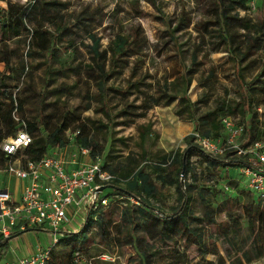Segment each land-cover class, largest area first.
<instances>
[{
  "label": "trees",
  "instance_id": "trees-1",
  "mask_svg": "<svg viewBox=\"0 0 264 264\" xmlns=\"http://www.w3.org/2000/svg\"><path fill=\"white\" fill-rule=\"evenodd\" d=\"M72 1L26 0L24 4L0 0L5 2L6 6L0 8V63L4 66V70L0 72V144L17 132L18 124L13 119L16 113L31 137L30 145L22 152L24 160L38 161L51 149L65 147V125L48 128L42 114L31 120L20 117L22 103L13 91L17 89L22 76L29 77L31 71L39 67H44L48 82L54 77L66 75L67 72L79 74L81 71H86L88 78L93 81L94 91L91 94H83V99L92 105L93 116L87 118L89 126H79L72 145L88 149L92 159L101 158L93 130L102 133L109 126L128 127L135 124L137 119L144 118L152 108L169 107L175 102L177 105L174 115L191 123L193 132L206 138L225 140L220 122L223 116H238L239 121L242 120L241 123L246 122L245 140L248 142L244 145L264 137L259 128L264 121L257 119L253 109L254 105L264 106V15L259 19L251 18L250 0H198L201 4L196 6L201 8L202 14L196 25H193L191 12L184 6L179 9L175 23L164 19L162 8L158 5L162 0H127L131 14L129 20H116L118 13L122 12L118 4H115L109 13L105 12V6L100 4L95 7L92 4H80L77 10L69 12ZM140 1L148 3L157 12L156 17L164 22V33L176 49V57L182 68L172 77L156 80L153 84H147L146 81L156 79L157 71L151 74L150 67L156 64L154 55L157 49L155 44L147 40L142 26L136 22V19L143 15ZM107 17H111V21L103 26ZM27 22L35 23L40 30L28 28ZM44 25H49L51 30L43 28ZM110 27H113V32L103 48L101 38L94 30L101 28L105 31ZM191 27L201 33V42L191 47L187 53H182L176 44L175 34L184 33ZM80 33L90 42L84 46L89 62L71 66L62 56V52L76 51L75 39ZM205 34L211 37L207 45L213 49L220 48L227 55V63L231 65V75L236 88L232 98L227 90L224 96L217 95V88L213 83L217 67L212 66L206 72H198L202 65L198 62L199 54L204 59L209 56V52L203 51L207 43ZM36 36L41 37L37 47L33 43ZM22 41H27L24 58H41L35 66L27 64L23 58L20 59L19 45ZM256 55H259V58L255 57ZM17 59L19 60L13 66L11 61ZM195 80L200 91L195 101L191 102L187 93ZM71 89L65 86L61 91L67 93ZM135 128L140 143L144 142L149 137V128L141 125ZM184 142L186 145L183 151L157 156L156 160L149 164L148 170V166L143 167L139 163L138 156H130L123 162L115 161L112 167H106L103 163V169L114 179L101 184L102 192L98 194L97 199L104 198L110 205L115 203V199L108 201L107 195H110L128 202L132 199L138 204L132 203L133 205L129 206L125 201L116 203L121 209V224L105 219L102 216V208L88 213L83 228L59 237V243L51 251L46 264H78L75 262V254L84 259L83 255L92 245H104L110 253L86 259L84 264H94L102 255L114 259L115 255L112 253L115 245L131 243L134 236L137 237L138 245L141 241L144 242V247L141 249V258L137 262H130L131 264H151V258L155 255L162 257L164 253L177 256L179 243L186 245L191 239H194L196 251L200 256L217 255L216 249H206L198 228H215V236L222 237L223 241L228 243L230 235L235 236L240 232L242 218L246 219L250 235L253 234V241L262 238L264 203L260 204L251 198L250 201L241 202L239 196H230L229 199L222 200L216 209H211L207 201L211 187L214 186L222 192L225 188L229 190L228 187L217 183L218 171L226 166L239 168L247 163V157L238 159L233 157L231 152L210 157L193 143L191 134ZM192 157H196L197 162H192ZM141 159L143 160V157ZM10 160L0 149V171L6 169ZM196 163L203 166L201 171L194 165ZM121 177L125 178V182ZM240 184L238 182L244 190L242 180ZM234 185L238 186L237 183ZM165 188L174 189L177 203L171 210L159 216V210L152 205L159 201ZM106 190L110 191L109 194L105 193ZM193 194L203 208L202 217L194 215L191 205ZM217 215H223L227 222L231 221L235 229L218 224ZM255 224L257 230L253 229ZM27 230L17 232L9 238H1L0 256L8 250L9 240ZM225 253L229 257V253ZM242 255L247 263H251L246 252ZM236 261L232 264H242L241 260Z\"/></svg>",
  "mask_w": 264,
  "mask_h": 264
},
{
  "label": "rangeland",
  "instance_id": "rangeland-1",
  "mask_svg": "<svg viewBox=\"0 0 264 264\" xmlns=\"http://www.w3.org/2000/svg\"><path fill=\"white\" fill-rule=\"evenodd\" d=\"M9 2L16 3H26V0H5ZM73 5L69 9L70 11H75L79 8L80 4H92L93 7L96 4L105 6V12H111L114 9V5L122 9L119 12L116 20L131 19L130 10L127 5V0H73ZM252 3L253 10L249 12L251 18L259 19L264 15V0H250ZM140 10L143 15L136 19L145 33L147 40L156 45L157 52L155 53L156 64L150 67V72L153 74L155 70L157 71L156 79H148L147 84H153L154 81H161L162 78H170L176 72L182 70L179 64V59L176 57V49L169 42L167 35H165V24L163 21L158 19L157 12L146 2L140 1ZM196 4H201L198 0H162L158 2L161 6L163 12V18L176 22L179 15V9L184 6L191 13V18L193 25H196L201 20L202 10L197 7ZM5 2H0V8H4ZM69 15V13H67ZM111 21V17H107L103 23L106 26ZM28 28L38 29L35 23L27 22ZM43 28L51 30L49 25H44ZM102 28V27H101ZM96 28L94 32L101 38L102 47H106L109 36L112 34L113 27L104 29ZM206 35V46L203 51L209 52V56L204 59L201 58V54L198 56V62L201 63L198 68V72H206L210 67L215 66L216 70L214 84L217 88V95L224 96L226 90L229 93V97H234L233 90H236L233 77L231 75V65L227 63V55L220 48L213 49L211 46L207 45L210 42L211 37L209 34ZM176 44L180 47L179 50L182 53H187L191 47L195 44L201 42L202 35L197 32L192 27L186 32H178L175 34ZM27 40V38H26ZM41 37H34L33 43L37 47ZM77 44L76 51H68L67 53L62 52V56L68 60L71 66H75L78 63L89 62L86 49L84 46L90 44L89 40L84 38V34L80 33L75 39ZM26 42L22 41L19 45L20 59L23 58L27 64L35 66L41 58H24V52L26 51ZM16 46V44H12ZM186 56H188L186 54ZM255 57L259 58V55ZM26 59V60H25ZM19 59L12 60V65L15 66ZM4 70L3 64L0 63V72ZM8 74V72H6ZM196 73L195 76H197ZM205 76V75H204ZM72 88L69 92L64 93L61 91L63 87ZM145 88V87H144ZM146 90V88H145ZM94 91L93 81L88 78L86 71H81L79 74H74L67 72L66 75H60L54 77L51 82H48L47 74L44 67H39L33 69L29 77L22 76L17 84V89L13 91V94L22 103L21 114L25 120H31L32 118L38 117L39 114L44 116V121L48 128H52L57 125H65L67 129L64 132V139L66 145L61 151V153L66 158L67 154H70L71 147L75 140V132L78 130L79 126H89L87 118H92L93 108L88 101L83 99V94H91ZM147 91V90H146ZM200 87L198 86L197 80L191 83L188 90L187 96L191 102H194ZM42 105V106H41ZM177 102L173 103L169 107H155L148 111L144 118L137 119L135 124L128 127L123 126H109L102 133L93 130V135L95 140L100 147L97 149L99 155L101 156L103 163L106 167H112L115 161L123 162L130 158V156H138L139 163L143 167L148 166L147 170L150 168L149 164L156 160V157L163 154H169L174 151H183L185 148L184 139L188 137L193 132V125L189 122H185L174 115V109L176 108ZM261 105V104H259ZM256 106V105H254ZM263 106V105H261ZM254 109V108H253ZM264 109V106H263ZM264 120H262L263 122ZM242 122V120H241ZM246 125V122H244ZM145 126L149 128V137H147L144 142L140 143L137 136L136 126ZM246 141V140H244ZM143 157V160L141 159ZM222 161L221 158H217ZM196 157H192V162H197ZM145 162V163H144ZM144 163V164H143ZM198 167V171L203 168L199 163L194 164ZM222 170V171H221ZM218 171L217 183L223 185V187H228V191H221L218 188L209 184L210 191H208L207 201L211 209H216L220 202L224 199H229L230 196H239L241 202L253 200L251 194L243 190L240 184L241 175L239 168L232 166H226ZM125 182V178L121 177ZM216 181V180H215ZM234 183H237L234 185ZM241 185V184H240ZM123 187V185H120ZM224 190V189H223ZM227 191V192H226ZM110 192V191H109ZM108 190L105 191L109 194ZM249 193V194H248ZM229 196V197H228ZM108 201L114 200L112 204H108L106 207L102 208V216L105 219H110L118 224H121L120 211L121 209L116 205V203L124 202L125 200H119L115 196L107 195ZM251 200V201H252ZM254 201V200H253ZM129 206L133 205L132 202L125 201ZM177 203L175 191L173 188H165L161 192V197L159 201L154 202L152 205L154 208L158 209L159 216L165 213L167 210H171L172 207ZM254 203V202H253ZM188 205V203H187ZM194 215L197 217H202V206L196 200L195 194H193V201L191 202ZM210 209V210H211ZM86 211L83 210V214L79 213L80 216L76 220L71 222L70 230L71 232H78L80 228H83V224L86 220ZM239 213V211H237ZM217 223L226 227L228 225L229 229L234 230L235 227L231 221H226L223 215H217ZM160 223V222H159ZM240 232L237 235H230V241L225 243L222 237L215 236V228L207 227L198 228L203 236L204 246L208 251L216 249L217 255H205L200 256L197 253V245L194 243V239H191L190 243L184 244L179 243V251L177 256H170L169 253H164L162 257L151 258V264H205L206 262H211V264H232L236 263V260H241L242 264H264V235L262 238H258L255 242L253 241V234L250 235L249 227L246 219L242 218L240 220ZM254 230H257V224L254 225ZM49 233L52 236L50 230L46 228L40 229ZM2 236L0 235V239ZM15 237L13 239H17ZM137 237H132L131 243L117 244L114 247L113 253L115 255L114 263L110 264H131L130 262H137L141 258V249L144 247V242L137 244ZM47 240V238H46ZM12 241V240H10ZM45 238L38 236L33 240L24 241V245L30 249L34 248L36 243H44ZM35 243V244H34ZM31 245V246H30ZM205 249V250H206ZM225 251L229 253L227 257ZM202 252V251H201ZM243 252L248 254L251 263H247L243 258ZM106 253L109 254L110 251L107 250L104 245H92L88 252L84 254V260L95 258L97 255ZM151 253L153 251L151 250ZM79 264H84L80 262ZM94 264H108L105 261L95 260Z\"/></svg>",
  "mask_w": 264,
  "mask_h": 264
},
{
  "label": "built area",
  "instance_id": "built-area-1",
  "mask_svg": "<svg viewBox=\"0 0 264 264\" xmlns=\"http://www.w3.org/2000/svg\"><path fill=\"white\" fill-rule=\"evenodd\" d=\"M249 5L253 10L252 3ZM254 111L257 119L262 122L263 106H255ZM13 119L18 124V130L2 141L0 149L11 159L6 166V173L15 176L23 185L18 201H13L7 191L0 189V235L9 238L26 229L50 230L52 236L48 245L37 247L13 263L46 264L51 251L59 243V237L71 232V222L83 210H87V215L107 206L106 199L97 197L102 188L101 184L112 181L114 177L103 169L100 157L92 159L89 156L90 151L82 147L72 146L66 158L61 153L63 149L54 148L38 161L24 160L22 152L30 145L31 137L16 113ZM220 122L225 135L224 141L206 138L193 132V143L210 157L222 156L226 152H231L238 159L247 157V163L239 167L242 184L255 202L263 204L264 137L244 145L248 142L244 141L246 126L239 121L238 116H223ZM259 128L264 134V124ZM77 134L78 132L75 135ZM130 201L136 203L132 199ZM98 259L114 261L107 255ZM81 261L86 263L81 255L75 254V262L79 264Z\"/></svg>",
  "mask_w": 264,
  "mask_h": 264
},
{
  "label": "crops",
  "instance_id": "crops-1",
  "mask_svg": "<svg viewBox=\"0 0 264 264\" xmlns=\"http://www.w3.org/2000/svg\"><path fill=\"white\" fill-rule=\"evenodd\" d=\"M22 185L23 182L19 181L15 176L7 174L5 170L0 171V189L7 191L10 194L13 201L19 200ZM100 192H102V190H100L99 193ZM120 199L121 198H119V200ZM136 203L138 204V202ZM40 229L42 228L28 229L26 232L15 236L19 238L17 239L12 238L11 239L12 241L9 240L8 250L6 251V253L0 256V264H13L19 258L25 256L27 253L34 251L37 247H44L48 245L50 243L51 236L49 235V233L42 231ZM38 236H41L42 239L43 237L45 238L44 243H36V244L34 243L35 244L34 248L31 247L30 249H28V247L24 245L23 242L26 241L27 239L33 240Z\"/></svg>",
  "mask_w": 264,
  "mask_h": 264
},
{
  "label": "water",
  "instance_id": "water-1",
  "mask_svg": "<svg viewBox=\"0 0 264 264\" xmlns=\"http://www.w3.org/2000/svg\"><path fill=\"white\" fill-rule=\"evenodd\" d=\"M100 190H102V188Z\"/></svg>",
  "mask_w": 264,
  "mask_h": 264
}]
</instances>
